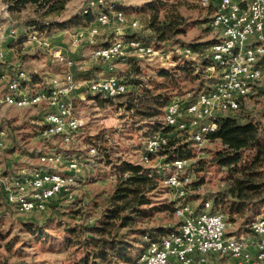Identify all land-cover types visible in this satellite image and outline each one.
<instances>
[{"label": "rangeland", "instance_id": "374dc122", "mask_svg": "<svg viewBox=\"0 0 264 264\" xmlns=\"http://www.w3.org/2000/svg\"><path fill=\"white\" fill-rule=\"evenodd\" d=\"M88 1L72 0L61 16H52L47 19L66 22L64 27L53 28L47 32L39 30L35 32L49 36L62 32L63 35L59 38L66 46L65 55L73 59L83 55L80 60L87 62L86 69L81 71L83 77L89 76V79L96 80L112 74L125 82L128 91L119 98L107 99L103 98L102 94H92L85 89L79 90L71 100L75 106L73 109L75 116L81 118L85 124L79 136L69 145L62 144L58 138L43 139L40 136L42 121L45 120L48 112L45 103L37 107L22 109L7 107L0 103V129L8 133V144H6V149L0 153V177L11 173L22 174L24 169L45 167V165H39V156L54 155V148L63 153V159L71 158V160L77 159L83 162L86 165L83 169L87 170L85 172L86 183L82 184L83 191L76 192L73 199L60 196L50 204L45 212L0 218V264H70L75 258L80 257L83 252L75 246H69L67 241L76 238L77 235H73L74 230L95 224L102 216V212L109 204V198L115 194L117 185L122 179L126 181L131 176L137 175L132 168L155 170L160 175L157 190L152 193L153 207L155 206L157 211L153 210L148 216L138 220L135 228L174 231L180 225V220L175 216V209L178 205L189 203L193 208H198L204 202L211 201L214 207L212 197H216L227 188L226 178H229L227 173L211 166L215 152L222 147L219 141H208L200 147H193L192 155L185 156L188 160L191 159L194 169L189 171L190 173L193 171V180L192 184L186 187L183 197L177 194L172 186L164 184L166 178L175 172L174 168L172 170L166 167V164H171L167 163L166 156L160 153L153 156L152 160H149V156L148 160H145L147 156H143L146 140L157 132L161 133L159 130L164 120V107L161 108L160 115L155 118H145L141 115L140 112L146 109L142 106L146 102L147 90L154 95L168 94L171 98L166 106H169L174 98L186 99L199 91L207 93L211 89L206 91V87L212 83H207L202 77L196 79L198 72H207L204 64L209 61V58L199 59L195 63L190 58L176 53V47H189L190 44H208V46H202L201 50H208L211 47L217 40V34L209 25L214 12L213 8L201 6L199 0H155L154 2L153 0H136L140 5H137L135 9L126 5L132 0H111L116 5L124 6L126 11L118 9L117 6L109 9L107 5H96L90 12L95 20L105 11L112 13L121 10L125 16L134 13L135 19H129V23L137 21L138 29L132 32L127 29L126 22L113 24L117 26L100 27L101 36L98 37L97 43L82 44L84 46H81L79 50L76 49L80 52L78 54L77 51L69 48L72 36L78 30H84L98 22L94 21V18L87 20L86 17L83 18L85 15L81 16V11ZM149 2L158 4L160 9H145L144 6ZM155 14H158L156 20L153 18ZM167 15L173 18L179 16V20L184 22L186 33L174 37L172 42L159 46L154 38L155 33L151 23L155 22L165 27L168 22ZM9 16L10 18H5V14L0 12V27L4 30L9 26L8 36H13L12 42L19 45L14 52V55L18 56L8 58L6 46L10 39L4 43L6 61L13 66H19L29 75V79L25 83L22 82L21 86L27 87L28 83H32L29 91L35 93L42 89L52 76L68 73L66 61L60 59L54 61L49 57L48 51L40 50L29 43L28 38L33 31L25 27V22L34 16L32 9L19 14L9 12ZM123 32L128 33L122 34ZM133 33L138 34L141 41L151 43L154 48L163 50L165 56L169 57V62L174 66L160 65L157 63V57H149L148 61L145 58L130 57V55H123V59L113 62V67H109L108 64L96 65L91 62L90 57L95 48L109 46L117 40L126 42L129 40L127 36ZM28 47L34 49L29 51ZM24 48H27V51H24ZM72 50L76 53H71ZM9 56H13L12 52ZM139 56L147 55L139 54ZM30 57H37V59L28 60ZM186 63H190L191 67H186ZM163 68H169L175 78L172 84L166 81L168 87L165 90L161 89V84L165 82V79L158 76L159 70ZM79 77L82 76L79 75ZM217 80L218 77L212 82ZM136 81L138 85L135 84ZM1 93L0 89V99ZM242 108L245 114H251L256 122L261 124L264 134V77L253 85L251 95L242 101ZM154 126H158V129H153ZM47 128L48 126L44 125V130ZM91 146L97 149L98 154L94 157L89 155ZM248 156L245 154L244 160H249ZM128 167L130 169L122 174L121 170ZM47 169L60 170L64 173V169L55 167H47ZM124 192L122 190L120 195L123 196ZM1 193L0 191V201H2ZM159 208L164 209L159 210ZM214 209L222 212L226 217L229 216L226 206L222 204L215 205ZM2 211V203H0V212ZM248 216L247 222H243L242 219L236 222L229 219L231 225L228 233L252 240L254 235L250 228L251 223L256 218L264 217V207L259 210L258 214L250 211ZM89 218H93L94 223L90 224ZM137 238L141 240V237ZM136 246L137 249L133 256L138 259L143 245L137 244ZM216 264L234 263L227 258H219Z\"/></svg>", "mask_w": 264, "mask_h": 264}, {"label": "built area", "instance_id": "2783aa9c", "mask_svg": "<svg viewBox=\"0 0 264 264\" xmlns=\"http://www.w3.org/2000/svg\"><path fill=\"white\" fill-rule=\"evenodd\" d=\"M207 1L209 8H213L210 28L217 34L216 39H223V47L208 50H197L194 46H178L176 53L197 62L202 58H214V65L207 72L198 75L209 84L211 95H200V91L189 98H174L171 106L164 108L163 125L170 128L168 132L161 131V137L145 146L143 156H157L166 150L173 138H181L182 142H192L194 147H200L208 142V136L218 129L220 116L235 115L241 109L242 101L251 95L253 85L257 82L259 72L252 65V56L264 55V0H199ZM96 5H107L109 9L116 4L111 0H89L81 11L82 15L89 14ZM0 12L5 18H10L7 4L0 0ZM121 22L127 23V29L136 32V26L129 23L127 16H120ZM113 25V21L96 22L94 25L78 30L71 38V47L79 49L82 44H96L100 36L99 28ZM0 27V89L2 91L0 103L7 107L30 108L37 107V101H27L25 105L10 103V96L32 93L27 87H13V80L29 76L19 66H13L6 61L4 43L13 40L8 36L7 29ZM14 28V27H13ZM3 31V33H1ZM7 31V33H5ZM33 31V38L29 43L40 50L50 51L52 57L66 61L68 73L55 75L38 91H46L45 107L56 110V117L42 121L40 136L43 139L58 138L64 145L72 144L79 136L84 121L79 117H70V109H75L71 100L80 89L88 90L92 94H102L103 98L116 99L125 95L127 85H121V78L96 79L79 82L75 70L77 62L69 58L61 49L54 48L49 35H39ZM128 31V30H127ZM128 32H123L126 34ZM18 35V34H17ZM248 41H261V49L247 50ZM123 55L138 56L149 61V57H157V63L165 67L174 66L169 57L158 53L157 50H147V56H139V44H116L114 47L100 46L92 51L90 60L96 65L108 64L123 59ZM218 80L212 82L213 79ZM196 100L194 111H187V102ZM214 120V129H205V121ZM44 125H52V132H44ZM8 133L0 135V153L6 149ZM97 149H89V155L94 157ZM39 165L64 169L63 177L43 178L42 174H32L29 171V182L18 183V174L10 175L9 181H0L2 192V212L0 218L6 219L15 215L42 213L47 211L50 204L62 196V186H69V180H76V188H69V196L73 199L77 192L80 178H84L86 169H75V162L63 159V153L54 148V155L39 156ZM167 168H177V176L164 184H173V190L181 197L185 195L186 187L192 184L194 169L190 160L183 164L167 165ZM24 171V170H23ZM189 172V173H188ZM28 193H35L33 205L25 212H18V202ZM175 216L180 220L179 227L171 231L160 240L152 241L148 238V246L140 251L136 264H216L219 258L229 259L234 264H264V217L256 218L251 223L252 240H246L237 235H230L229 220L222 212H206L205 202L198 208L189 203L176 207ZM89 223H94L89 218Z\"/></svg>", "mask_w": 264, "mask_h": 264}, {"label": "trees", "instance_id": "16d2710c", "mask_svg": "<svg viewBox=\"0 0 264 264\" xmlns=\"http://www.w3.org/2000/svg\"><path fill=\"white\" fill-rule=\"evenodd\" d=\"M3 1L7 4L11 14H19L27 9H32L34 16L26 20L25 27L47 32L53 28H62L67 24L66 22L47 19L52 16H61L72 0ZM153 2L147 3L144 6L145 9H160L158 4H153ZM116 6L118 9L126 11L124 6ZM157 15H153L155 20ZM84 17L88 20L94 18V15L89 13ZM176 17L167 15L168 22L165 27L159 26L155 22L154 24L151 23L155 33L154 38L159 46L163 43L172 42L174 37L186 33L184 22L179 20V16ZM127 37L129 39L141 38L135 33L129 34ZM190 45L197 50L203 49L202 46H208V44ZM185 65L191 67L190 63ZM184 72L187 73L188 70H184ZM158 76L165 79V82L161 84L162 90L168 87L167 82L171 84L175 82L173 73L169 68L159 70ZM199 77L196 75L197 80L200 79ZM135 84L138 85V81ZM208 90L209 88L206 89V91ZM170 98L168 94L154 95L150 90H147L146 102L142 106L146 109L140 112L141 115L145 118L159 116L161 108H165ZM191 101L193 100H189V102ZM244 111L241 104L240 111L235 115L220 116L218 129H215L214 133L208 136L209 141H219L222 146L220 150L215 152L211 166H215L221 171L224 170L229 177L226 178V190L212 198H214L216 206L220 204L226 206L229 215L227 219L235 222L238 219L247 222L250 211L258 214L259 210L264 207V134L261 124L256 122L255 117L251 114H245ZM214 128L215 121L212 129ZM153 129L157 130L158 126H154ZM169 130L170 128L162 123L159 132H168ZM193 147L192 142H182L181 138L176 137L171 140L169 147L161 153L166 156L167 163H171L167 165H172L176 160L192 155ZM245 154L249 155V160H244ZM129 169V167L123 168L121 173L123 174ZM132 169L137 175L131 176L126 181L122 179L117 185L115 194L109 198L108 206L95 224L84 229L74 230L73 235H77L76 238L68 240L67 243L69 246L80 249L83 254L75 258L70 264H136L137 259L133 255L137 249V244L146 247L148 242L145 238L156 241L171 232V230L158 231L135 228L138 220L148 216L153 210L157 211V208L153 207L152 193L157 190L160 175L155 170ZM171 169L173 170V168ZM122 190L125 191L123 196L120 195ZM163 209L159 208V210ZM123 230L125 232H122ZM137 237H141V240Z\"/></svg>", "mask_w": 264, "mask_h": 264}, {"label": "bare ground", "instance_id": "6f19581e", "mask_svg": "<svg viewBox=\"0 0 264 264\" xmlns=\"http://www.w3.org/2000/svg\"><path fill=\"white\" fill-rule=\"evenodd\" d=\"M200 5L203 7L208 8L209 3L207 1H200ZM120 16H125L124 12L121 10L114 11L112 13L110 12H103L97 17V21H106L108 19H111L113 21V24H117L121 22ZM133 26H136V29H138V22L134 21L132 22ZM40 35V34H39ZM33 38V34L30 35L28 38V41ZM139 44V54L147 55V50H157L158 53H161L162 55H165L163 50H158L152 46L151 43L141 41L139 38H131L129 40L122 41L117 40L113 42L111 45L106 47H114L116 44ZM216 47H223V39H217L216 40ZM213 48V44L209 49ZM254 49H261V41H248L247 42V50H254ZM214 65V58H209V61H206L204 64V68L206 70H210V67ZM252 65H257V69H264V55L261 56L259 61V56H252ZM68 67V64H67ZM116 76L110 75L104 79H111ZM264 77V70L262 72L258 73L257 81H260ZM27 78H20V79H14L13 80V87H23L21 86V83H25ZM121 85H126L125 82L121 80ZM200 95H211V89L207 93H200ZM42 98H46V91H38L35 93H29V94H19L17 96H10V103H17L18 105H25L27 101H37V105L45 103V100H41ZM172 103L169 105L171 106ZM194 107H196V100H193L189 103H187V111H194ZM56 117V110H48L45 120H52ZM70 117H76L74 110L70 109ZM214 124V120H206L205 121V129H212ZM48 128L44 130V132H52V125H47ZM6 134V131L4 129H0V135ZM156 137H161V133H156L146 140V146H148L149 143H152L156 140ZM145 160H148V156L145 157ZM72 162H75V169H83L84 166H86L83 162L72 159ZM186 161H188L187 158H181L176 160L172 165L175 164H183ZM32 170V174H42L43 178H51V177H63L64 173H62L60 170H53V169H47L45 167L43 168H29L28 170L22 171V174H18V183H27L29 182V171ZM10 175L14 174H6L4 176L0 177V181H9ZM177 176V168H175V172L168 176L165 181H172ZM169 186L173 187V184H167ZM69 188H76V180H69V186H62V196H69ZM35 200V193H28V195L25 198H21L18 202V212H25L26 208L28 206L33 205V202ZM206 212H212L213 205L211 201H206Z\"/></svg>", "mask_w": 264, "mask_h": 264}, {"label": "crops", "instance_id": "0c3cea01", "mask_svg": "<svg viewBox=\"0 0 264 264\" xmlns=\"http://www.w3.org/2000/svg\"><path fill=\"white\" fill-rule=\"evenodd\" d=\"M70 3H72V2H70ZM70 3L67 5V7L70 5ZM142 3V2H141ZM126 5L127 6H129V7H134V9H135V7H137V5H140V3L138 2V1H136V0H132L131 2H128V3H126ZM134 12V11H133ZM131 14V16H129ZM130 14H128L127 16H128V18L129 19H131V20H133V19H135V17L133 16L134 15V13H130ZM94 21H96L95 20V18H94ZM92 26V25H91ZM60 35H63V33L62 32H56V33H54V34H52V36H50L49 38H50V40H51V43H52V45H53V47L54 48H57V49H61L62 50V52L63 53H67V50L65 49V44H63V42H62V40L59 38V36ZM100 36H101V32H100ZM58 37V38H57ZM84 44H88V43H84ZM70 46H69V48H70V50L71 49H73V50H75V51H77L76 49H74V48H72L71 47V42H70V44H69ZM17 46H19V45H17V43H15V42H12L11 40H10V42H9V44H7V46H6V48H7V57L8 58H13L14 56H18V55H14V52H15V50L17 49ZM82 46H84V45H82ZM29 48V51L30 50H33L34 48H32V47H28ZM72 50V51H73ZM79 50V49H78ZM24 51H27V48H24ZM71 51V53H76L75 51H73L72 52ZM11 52H12V57H10L9 55L11 54ZM78 52V54L80 53L79 51H77ZM49 53V57L52 59V60H56L55 58H53L52 57V54H51V52L49 51L48 52ZM65 53V54H66ZM83 57V55H81V56H79V57H74V59H76L77 58V60H75L76 62H77V67H78V71H77V69L75 70V75H77L76 76V79L78 80V81H80L81 83H83V82H87V81H90L91 79H89V76H85V77H83V75H82V73H81V71L82 70H84V69H86V67H87V62L85 61V60H80V58H82ZM37 59V57H34V58H32V57H30V58H28V60H36ZM19 62L21 63V61L19 60ZM25 63V62H24ZM94 72V71H93ZM92 72V73H93ZM81 73V74H80ZM87 74V73H86ZM79 75L80 76H82V77H79ZM88 75H89V73H88ZM110 75H112V74H110ZM110 75H108V76H110ZM93 77V76H92ZM105 78V77H104ZM83 89V88H82ZM81 90V89H80ZM78 92V91H77ZM76 92V93H77ZM75 93V94H76ZM87 170H85V172H86ZM85 172H84V178H80L79 180H78V184H77V192H82L83 191V188H84V186H82V184H85L86 183V180H85ZM2 200V199H1ZM0 203H2V201H0ZM212 212H219V211H216L215 209H214V207H213V210H211ZM79 217V216H78Z\"/></svg>", "mask_w": 264, "mask_h": 264}]
</instances>
